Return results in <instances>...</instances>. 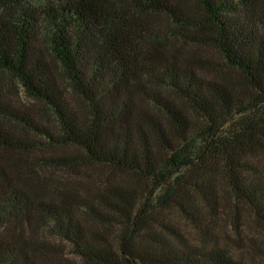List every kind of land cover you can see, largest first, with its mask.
Listing matches in <instances>:
<instances>
[{"label":"trees","instance_id":"trees-1","mask_svg":"<svg viewBox=\"0 0 264 264\" xmlns=\"http://www.w3.org/2000/svg\"><path fill=\"white\" fill-rule=\"evenodd\" d=\"M0 70L44 106L0 124V264H246L264 0H0Z\"/></svg>","mask_w":264,"mask_h":264},{"label":"rangeland","instance_id":"rangeland-1","mask_svg":"<svg viewBox=\"0 0 264 264\" xmlns=\"http://www.w3.org/2000/svg\"><path fill=\"white\" fill-rule=\"evenodd\" d=\"M43 107L42 104L37 103L27 95L17 78L0 70V124L3 127L11 129L16 136L20 135L23 132V126L16 115L25 118L24 113H26L32 118L31 115L42 114ZM0 156L9 159L11 162L14 154L8 151H0ZM242 218L246 220L244 227L246 235L254 239L256 243L248 240L246 247L237 248L235 242L228 240V247L236 252L242 250V259L246 264H264V230L253 221L252 224L247 222L249 213L246 210L242 211ZM74 261L79 263V260Z\"/></svg>","mask_w":264,"mask_h":264}]
</instances>
